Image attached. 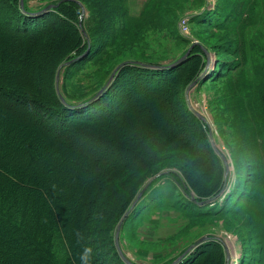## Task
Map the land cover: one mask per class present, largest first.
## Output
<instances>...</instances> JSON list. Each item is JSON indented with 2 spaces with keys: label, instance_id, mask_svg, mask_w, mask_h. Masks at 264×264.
<instances>
[{
  "label": "trees",
  "instance_id": "1",
  "mask_svg": "<svg viewBox=\"0 0 264 264\" xmlns=\"http://www.w3.org/2000/svg\"><path fill=\"white\" fill-rule=\"evenodd\" d=\"M108 1L61 0L46 11H31L21 7L20 0H0V264H81L85 248L92 250L88 264H129L112 238L103 243L104 249L95 241L99 236L106 240L145 178L168 170L164 183L143 193L126 222L165 205L169 196L165 186L178 193L172 207L194 216L210 213V203L202 202L223 189V163L183 93L205 68L206 53L196 46V63L188 65L185 60L181 64L152 60L140 50L151 30L152 41L162 30L174 35L172 16L190 8L191 0H145L138 14L130 12L128 0ZM260 2L264 4V0H230V5H217L218 13L202 10L187 16L196 25L244 33ZM80 5L94 16L81 25ZM46 42L48 51L43 47ZM254 43L253 37L242 40L233 52L246 56L245 48L252 50ZM50 56H55L52 64L61 62L64 83L79 65L89 64L103 76L73 97L53 87L51 73L45 77L42 95L27 81L33 75L42 83L43 73L37 70ZM220 70L208 68L196 86L215 82L216 98L238 100L234 90L228 100L223 81L228 74ZM260 72L262 83L249 103L262 153L256 148H252L256 155L244 153L249 166L255 162L260 168L257 184L264 180V66ZM240 79L252 86L245 72ZM31 94L42 100L35 102ZM212 172L213 182L197 180ZM232 193L213 210L235 206L234 212H243L242 204L257 198V191ZM197 247L177 264L210 254L204 257L205 264L224 261V251L215 241Z\"/></svg>",
  "mask_w": 264,
  "mask_h": 264
},
{
  "label": "rangeland",
  "instance_id": "2",
  "mask_svg": "<svg viewBox=\"0 0 264 264\" xmlns=\"http://www.w3.org/2000/svg\"><path fill=\"white\" fill-rule=\"evenodd\" d=\"M107 1L105 0V2ZM141 2L142 0H135L134 4L138 8ZM57 3H61V0H23V6L31 11L43 9L48 4ZM87 4L89 6L91 2L88 1ZM217 5L219 7L230 5V0H191L190 8L180 13L175 11L174 16H172L175 19V26L172 27V31L176 30L174 35L170 36L172 34L170 30H167L168 32H163L164 30H162L161 36L152 41L154 31L151 30L146 40L140 42V50L152 60L161 62L174 60L176 63L182 59L179 63L181 64L185 60L188 65L196 63V46H200L207 52L209 59L208 68H216L218 70L220 68V71H224L225 75L228 74L223 80L226 81L227 86L225 87L229 90L227 98H230L228 100H231L233 90L237 93L238 100L226 101L222 98H216L217 87L215 82L210 81L203 82L189 91L191 106L206 118L212 132L213 141L219 153L224 155L227 160L228 173L226 176L224 173L223 176L225 184L222 183L223 189H220L208 201L210 203L208 206L211 209L210 213L194 216L188 214L177 205L172 207L173 202L179 196L176 191L170 192L171 188L165 186L166 192L169 193L168 201L165 205L149 210L147 214L142 216H133L127 222L124 221L119 232L118 243L122 253L127 257L126 259L136 264H163L167 261L171 263L192 243L205 236L209 239L203 240L199 246H205L209 240L218 243L225 254L224 261L221 264H227L224 245L229 255L228 264H264V180L257 184L260 178L258 176L260 168L255 162H251L249 166V158L244 155V153L256 155V150L252 148H256L259 153H262V150L259 149L262 146L261 138L258 129L255 127L257 123L253 124L252 122V103L249 102H254L255 91L262 83L260 69L261 66H264V4L260 2L259 6L256 7L254 16L249 21L248 28L244 33L237 30L223 31L221 29L203 27L201 24L192 23L186 17L189 34H183L179 26L183 16L192 15L202 10H207L211 14L218 13ZM91 16L94 17L85 7L81 23L90 21ZM250 37L254 38L253 49L245 48L246 56L243 57L239 54H234L233 49L240 44V41L245 40L247 42ZM46 44L47 42L43 47L48 51L50 47ZM228 47L232 50H228ZM53 53H55V50ZM54 59L55 56L53 59L51 56L48 60L46 58L47 61L43 64L44 66L40 65L39 69L41 70H37V72L43 73L42 83L35 79V76L32 75L33 78H31V75H29L27 84L32 85L33 91H39L40 93L42 92V95H45V77L52 73L53 87L57 88L58 91H65L66 94L74 97L82 94L83 91L85 92V86L89 82L92 83L94 79L103 76L101 70L96 73L95 67L89 69V64L85 66L79 65L75 67V75L67 83H64L65 72L60 67L61 62L52 64ZM205 60L207 61V57ZM121 65L123 64L121 63L115 68ZM241 71L245 72L246 78L252 81V86L247 87L241 83ZM94 88L95 84L91 89ZM185 91L186 89L183 92L184 96ZM30 97H33L32 99H35V102L42 100L33 94ZM8 102H11V100ZM231 118H234L233 125ZM202 124L208 135L212 150L220 158L211 143L207 125L204 122ZM245 149L247 152L244 151ZM210 167L208 165L207 173L210 172ZM223 168L225 172L224 165ZM167 171L165 169L161 170V172ZM199 174L202 177V172H199ZM166 175L163 174L154 179L146 187L144 193L154 190L153 185H162L164 183L163 176ZM153 176H148L144 179L142 184L135 190L136 195L145 182ZM214 176L215 173L212 172L208 178L197 176V180L201 179L203 184H208L213 182ZM238 191L251 194L257 191V198L255 196V201L250 205L242 204L241 209L243 212H234L237 211L234 208L235 206L223 208L222 210H213L228 199V193L233 192L231 194L233 195ZM215 199V204H212ZM213 205H215L214 208H212ZM117 221L112 229L108 231L106 240H104V236H99L98 240L94 237L97 240L95 243L99 242L97 245L106 244L109 237L114 241ZM94 247V249H97L95 244ZM198 247L196 249H199ZM208 251L211 252L210 250ZM209 256H202L196 262H191L190 264H205L204 257L208 258Z\"/></svg>",
  "mask_w": 264,
  "mask_h": 264
},
{
  "label": "water",
  "instance_id": "3",
  "mask_svg": "<svg viewBox=\"0 0 264 264\" xmlns=\"http://www.w3.org/2000/svg\"><path fill=\"white\" fill-rule=\"evenodd\" d=\"M20 6L23 7V0H20ZM57 6V4H48L46 5V7H44L42 9V11H46L48 9H51L52 7H55ZM84 14V8L81 6V13L79 15V25H81V18H82V15ZM204 52L206 53V56H207V52L205 49H203ZM79 57L77 58H74V59H71L69 61H67L66 63L69 64L70 62H73L74 60L78 59ZM182 60V59H181ZM181 60H178L176 63H179ZM208 65H209V59H208V56H207V61H206V66L205 68L202 70L201 74L195 79L193 80L189 85L188 87L186 88V91H185V99H186V102H187V105H188V108L190 109V111L198 118L200 119L202 122H204L208 129H209V135H210V139H211V143L213 145V148L214 150L219 154L220 158H221V161L225 167V176L227 175L228 173V164H227V160L226 158L224 157V155L220 154L219 151H218V148L216 146V144L214 143L213 141V138H212V132H211V129H210V126L208 124V121L206 120V118L204 116H202L198 111L194 110L193 107L191 106L190 104V101H189V91L196 86V84L198 83L199 79L204 75V73L206 72V68H208ZM122 66V65H121ZM119 67H117L116 69H114V71L112 72V74L110 75L107 83L105 84V86L103 88H105L109 83L110 81L113 79L114 77V74L116 72V70L118 69ZM103 88L98 92V94L103 90ZM165 175L167 174V172H159L157 173L156 175H154L153 177H151L148 181L145 182V184L142 186V188L140 189V191L138 192V194L135 196V198L133 199L129 209L124 213V215L121 217V219L119 220V222L117 223V226L115 228V234H114V242H115V245H116V249L117 251L119 252L120 256L122 257V259L131 264L130 261L128 259H126V257L124 256V254L122 253L121 249H120V246H119V243H118V239H119V232H120V229H121V226L123 224V221L124 219L126 218V216L130 213V211L135 207L137 201L141 198V196L143 195L146 187H148V185L154 180L156 179L157 177L161 176V175ZM191 200H194V196H191L190 197ZM210 201V199H206L204 200L202 203L204 202H208ZM205 239H209L208 237H203V238H200L198 239L196 242L192 243L187 249H185V251L180 254L176 259H174L170 264H177L179 261H181L190 251H192L197 245H199L203 240ZM224 248L226 250V262L228 264V260H229V255H228V251H227V248L226 246L224 245Z\"/></svg>",
  "mask_w": 264,
  "mask_h": 264
},
{
  "label": "crops",
  "instance_id": "4",
  "mask_svg": "<svg viewBox=\"0 0 264 264\" xmlns=\"http://www.w3.org/2000/svg\"><path fill=\"white\" fill-rule=\"evenodd\" d=\"M145 0H142V2L139 4V7L137 8V6H135L134 2L135 0H128V7L130 9V12L132 14H138L139 11L141 10V7L143 5Z\"/></svg>",
  "mask_w": 264,
  "mask_h": 264
},
{
  "label": "clouds",
  "instance_id": "5",
  "mask_svg": "<svg viewBox=\"0 0 264 264\" xmlns=\"http://www.w3.org/2000/svg\"><path fill=\"white\" fill-rule=\"evenodd\" d=\"M91 251V248H85L83 250V252L80 254L81 264H88V259L90 257Z\"/></svg>",
  "mask_w": 264,
  "mask_h": 264
},
{
  "label": "built area",
  "instance_id": "6",
  "mask_svg": "<svg viewBox=\"0 0 264 264\" xmlns=\"http://www.w3.org/2000/svg\"><path fill=\"white\" fill-rule=\"evenodd\" d=\"M186 17H188V16L186 15V16H183L181 18V21L179 22V26H180V29L183 32V34L188 35L189 34V27L187 25Z\"/></svg>",
  "mask_w": 264,
  "mask_h": 264
}]
</instances>
